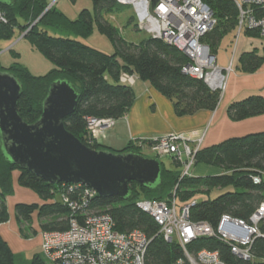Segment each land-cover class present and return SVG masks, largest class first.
<instances>
[{"label": "trees", "instance_id": "1", "mask_svg": "<svg viewBox=\"0 0 264 264\" xmlns=\"http://www.w3.org/2000/svg\"><path fill=\"white\" fill-rule=\"evenodd\" d=\"M203 1L214 12L215 25L201 40L209 45L210 51L214 54L222 39L236 28L238 11L233 0ZM91 2L92 9H82L76 19H71L54 6L44 12L48 5L46 0H15L9 4L0 1V9L4 11L7 21L0 24V38H8L19 29L21 30L19 36L34 42L39 52L53 64V67L43 75H33L28 67L17 62H12L7 67L0 65L17 76L21 83L22 92L16 109L23 120L29 123L36 121L42 112L41 104L49 83L56 78H64L80 89L76 109L65 117V128L91 148L107 147L101 143L90 142L86 118L87 116L120 118L129 110L135 93L131 85L118 81L123 71L136 73L139 78L149 81L158 92L171 100L174 111L179 116L202 109L214 110L220 102L221 91L210 90L202 79L193 78L182 72L181 67L188 59L181 50L148 35L138 42L126 41L120 36L119 29L109 24L103 17L104 13L120 9L122 4L116 3L115 0ZM35 20L36 23L32 24ZM133 20L132 16L129 21ZM133 25L135 26V23ZM48 26L60 28L82 38L88 37L93 27H96L113 42L115 50L109 54L87 45L76 37L51 35L45 28ZM246 31L251 35H258L256 31ZM258 48L255 46L239 53L235 66L242 72L256 71L264 61V41L261 49ZM227 111L235 121L262 114L264 96L254 94L235 100L227 106ZM122 150L142 153L141 146L135 140L129 142ZM195 157V163L206 162L220 169H217L215 175L180 177L181 171L178 169L180 162L173 160L175 165L173 169L165 167L161 159H158L161 161L162 170L161 182L158 185L148 188L137 182H130L132 196L127 201L119 197L95 195L88 199L85 209L108 212L113 217L114 227L118 232L142 230L151 239L145 254L146 264H170L181 255V249L176 243L166 242L159 235V228L152 216L135 204L137 199H168L176 185L177 204L180 206L192 204L189 210L190 218L194 221L208 222L215 229L223 215L247 221L264 202V176L260 183H254L252 177L264 171V131L237 135L214 145L204 146L196 152ZM16 169L19 185L31 188L43 199L40 203L15 204L19 232L27 237L22 226L31 221L33 213H36L42 231L66 229L69 217L73 213L66 203L61 202L59 194L63 190L62 183L49 184L29 170L18 169L17 165L3 158L1 151L0 224L7 222L9 217L5 198L13 191L11 173ZM201 185L207 191L210 188L228 186H231V189L214 198L206 197L200 200L191 187ZM78 191L68 192V196L77 199L80 193L82 194L83 187ZM29 230L36 232L30 224ZM259 230L261 235L254 237L251 246V253L255 256L253 262L239 259L230 251L227 243L213 237H200L189 244V247L196 250L198 248L217 250L227 264H264V219L259 225ZM0 264H14V254L1 234ZM30 264H46L43 254L35 253Z\"/></svg>", "mask_w": 264, "mask_h": 264}, {"label": "built area", "instance_id": "2", "mask_svg": "<svg viewBox=\"0 0 264 264\" xmlns=\"http://www.w3.org/2000/svg\"><path fill=\"white\" fill-rule=\"evenodd\" d=\"M116 3L131 6L135 26L148 36L161 39L165 44L181 50L188 61L181 70L184 74L202 79L210 90H220L221 95L228 75L234 71V58L225 68L218 67L216 56L201 38L215 25L214 12L203 0H115ZM238 11L237 35L244 29L258 32L264 39V0H233ZM6 16L0 9V24L6 23ZM136 73L123 71L118 77L120 83L133 85ZM116 118L87 116L86 129L90 142L101 131L114 125ZM141 151L152 152L154 157H169L180 162L183 175H191L195 154L200 150L203 137L190 140L183 135L170 134L159 137H139L135 140ZM264 171L253 175V182L260 183ZM62 183V184H61ZM61 202L72 210L68 227L63 231L42 232L41 253L46 264H146L145 254L151 239L141 230L117 231L114 219L107 212L87 211L88 199L97 195L87 185L61 182ZM59 184V183H58ZM83 187L82 194L71 199L73 193ZM175 187L168 199L140 198L135 201L139 209L152 216L158 226V233L166 242L176 243L181 255L170 264H227L217 250L190 249L189 244L200 237L222 240L239 259L253 262L255 256L251 246L255 236L261 235L259 225L264 219V202L247 221L223 215L218 226L190 218L192 204L178 207ZM65 190V192H64ZM79 192V191H78ZM236 224L240 230H233ZM239 225V226H238ZM242 226L248 227L245 232Z\"/></svg>", "mask_w": 264, "mask_h": 264}, {"label": "water", "instance_id": "3", "mask_svg": "<svg viewBox=\"0 0 264 264\" xmlns=\"http://www.w3.org/2000/svg\"><path fill=\"white\" fill-rule=\"evenodd\" d=\"M0 1L9 4L15 0ZM49 7L47 5L44 12ZM48 86L40 116L29 123L16 109L22 92L19 79L0 67V151L3 158L49 184H84L99 196L126 201L132 196L130 182L148 188L161 182V161L155 157L131 150L91 148L68 131L64 120L76 109L80 89L64 78H56ZM233 230L240 229L234 224ZM242 230L246 232L248 227L242 226Z\"/></svg>", "mask_w": 264, "mask_h": 264}, {"label": "crops", "instance_id": "4", "mask_svg": "<svg viewBox=\"0 0 264 264\" xmlns=\"http://www.w3.org/2000/svg\"><path fill=\"white\" fill-rule=\"evenodd\" d=\"M46 2L49 1L46 0ZM77 38L79 39V37ZM260 65L254 72H242L236 66L234 71L228 75L224 92L214 110L202 109L180 116L175 113L170 99L158 92L149 81L137 77L134 85H132L135 93L132 106L123 117L116 118L112 128L103 133L98 131L93 137V141L106 145L112 150H122L129 142L137 140L139 137L148 138L149 136L176 132L186 135V138L190 140L203 137L202 146L204 147L214 145L229 137L264 131V113L235 121L231 119L227 111V106L235 100L254 94L264 96V61ZM17 174V169L11 173L12 187L16 194L13 197L8 194L5 198L9 199L10 203L15 201L11 205L13 209L10 208L11 215H15L14 206L17 202L40 203L42 201L39 197H34L31 190L19 185ZM29 197L33 201H30ZM33 220L36 221L35 218ZM37 223L34 225L37 226ZM33 229L36 231L35 235L38 238L39 251L41 252L43 231L37 230L35 227ZM0 234L9 244L13 254L24 251L26 258L31 261L36 252L29 243L31 238L23 237L19 232V224L16 218L14 220L13 216H10L7 222L1 223Z\"/></svg>", "mask_w": 264, "mask_h": 264}, {"label": "rangeland", "instance_id": "5", "mask_svg": "<svg viewBox=\"0 0 264 264\" xmlns=\"http://www.w3.org/2000/svg\"><path fill=\"white\" fill-rule=\"evenodd\" d=\"M48 5L56 7L58 10L63 11L68 18L75 19L80 11L82 9L90 8L92 9V2L91 0H48ZM49 7V8H50ZM134 16L133 15V9L131 6L128 5H122L120 9L111 11L109 13H104L103 17L111 24L112 26L119 29L120 36L129 42H138L140 40H144V38H147V34L143 31H140L134 26L135 20L129 21V19ZM129 21V22H128ZM46 30L51 35H59V36H71L76 37V35L64 31L57 27H45ZM91 34L88 35L86 38L79 37L80 40H82L87 45L93 46L94 48L98 50H103L106 53L111 54L115 50V45L113 42L105 35H103L100 30L96 27H93ZM19 32L21 30L16 29L14 33L8 37V38H0V65L7 67L12 62L20 63L21 65H25L28 67L29 71L34 75H43L47 71L50 70V68L53 67V64L42 55V53L39 52V50L36 48L34 42H32L29 38H23L22 36H19ZM230 34L226 35L222 41L219 44L218 50L214 53V56H216V64L218 67L225 68L227 65L232 64L233 57L234 58V65L233 67H236V63L238 60V54L241 53V51L254 48L255 46H258L259 50L261 49L262 42L264 41L263 38H261L258 35H251L247 33L246 29L243 28V30L240 32L239 36L237 35V28L232 30V32H229ZM234 34V36H233ZM232 36V37H231ZM77 38V37H76ZM232 41V42H231ZM225 63V64H223ZM137 79V78H136ZM136 81V80H135ZM134 81V83H135ZM134 85V84H133ZM170 134H179L176 132H170V133H164L159 134V136L162 135H170ZM184 135V134H179ZM159 136H149V137H159ZM187 137L186 135H184ZM143 155L145 156H152L154 157L153 153L147 150H142ZM161 161L163 162L164 166L167 168H173L175 169V165L173 163V159L169 157H161ZM178 169L182 171V166H179ZM220 169L219 167H215L211 164L204 163V162H196L191 168L190 173L193 176H200L205 177L206 175H215L216 171ZM193 191H195L196 197L198 199H205L206 197L214 198L218 194L228 191L231 189V186L228 187H217V188H210L209 191L206 190V188L201 186H195L191 187ZM33 192L34 197H39L37 193L32 190L31 188H26ZM16 194L15 190L11 192L12 197ZM42 202L43 199L39 197ZM30 201H33L32 198L29 197ZM18 201V200H17ZM179 201V200H178ZM22 202V201H21ZM14 202L10 203L9 199H6L7 204V210L9 211V217L13 216V219L15 220V215H11L10 208L11 205L14 204ZM27 203V202H25ZM178 207H180L178 203ZM13 209V206L12 208ZM14 213V212H13ZM35 218L36 221L33 219ZM31 221L29 223H24L22 226L23 233L29 237L30 245L33 248L34 252L39 253V242L38 238L36 237L35 233L29 230V224L35 227V229H40L39 220L36 218V213L32 214V217L30 219ZM38 222V223H37ZM38 224L35 226L34 224ZM19 224V223H18ZM23 236V235H22ZM25 237V236H23ZM25 239V238H24ZM28 239V238H26ZM42 244V243H41ZM15 261L14 264H30V260L26 258V254L23 251L15 252ZM30 259V258H29Z\"/></svg>", "mask_w": 264, "mask_h": 264}]
</instances>
